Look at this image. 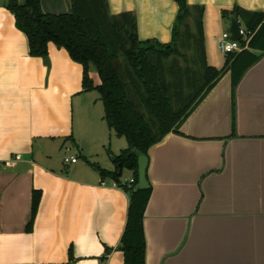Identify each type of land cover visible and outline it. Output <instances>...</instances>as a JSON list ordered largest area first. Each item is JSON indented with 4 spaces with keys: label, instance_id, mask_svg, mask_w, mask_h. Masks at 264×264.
<instances>
[{
    "label": "crops",
    "instance_id": "obj_1",
    "mask_svg": "<svg viewBox=\"0 0 264 264\" xmlns=\"http://www.w3.org/2000/svg\"><path fill=\"white\" fill-rule=\"evenodd\" d=\"M5 1L0 0V264H124L118 247L128 194L94 167L114 171L113 157L126 145L107 128L104 112L91 109L82 91L83 69L64 50L49 44L45 61L29 57ZM107 3L112 16L134 14L139 41L171 42L178 14L173 0ZM187 4L201 10L203 60L217 71L226 61L217 43L229 30L222 12H264V0ZM40 6L45 14H66L71 0H40ZM62 149L75 151L61 160ZM128 173L121 184L133 180ZM146 181L151 195L143 216L144 264H264V55L234 90L230 73H224L177 133L149 149ZM34 192L40 202L27 232Z\"/></svg>",
    "mask_w": 264,
    "mask_h": 264
},
{
    "label": "trees",
    "instance_id": "obj_2",
    "mask_svg": "<svg viewBox=\"0 0 264 264\" xmlns=\"http://www.w3.org/2000/svg\"><path fill=\"white\" fill-rule=\"evenodd\" d=\"M178 14L172 28L169 44L157 41H139L136 19L132 13L112 16L107 0H71V11L51 15L41 10L40 0H6L5 9L12 14L15 27L24 35L28 55L44 61L48 45L64 50L70 59L83 69L82 91H96L103 107V120L117 138L127 147L113 157L114 171L96 168L98 174L116 183L128 194L126 225L118 250L124 264H144L145 239L143 216L150 199L151 189H138V155L148 157L151 147L170 133H177L184 120L198 103L216 86L224 73L229 72L234 90L244 73L264 55V12L245 13L240 9L222 12L230 23L240 20L251 36L247 49L226 57L224 68L217 71L206 66L201 51V10L190 8L187 0H173ZM197 13L196 37L181 28ZM194 44L188 48L191 55L180 68L173 56L182 39ZM193 37V38H192ZM243 49L244 42L240 41ZM94 69L98 82L90 76ZM194 69V71H192ZM194 76L193 80L191 76ZM124 171L132 173V184H121ZM146 177V171H145ZM40 202V194L32 195L31 219L26 231L30 232Z\"/></svg>",
    "mask_w": 264,
    "mask_h": 264
},
{
    "label": "rangeland",
    "instance_id": "obj_3",
    "mask_svg": "<svg viewBox=\"0 0 264 264\" xmlns=\"http://www.w3.org/2000/svg\"><path fill=\"white\" fill-rule=\"evenodd\" d=\"M194 18H196V19L195 20L193 19V21L189 20L188 25L185 27V29L183 27L181 28V30H180L181 33L183 32L184 35H185L186 32H188L193 37L197 36L196 35V33L198 32V30H197V21H196L197 20V13L194 14ZM182 43L183 44L180 45V47L177 48V51H178L179 54L177 56H173L170 59L169 63H171V62L173 63L174 61H176L175 62L176 66H178L180 68L182 67L184 69V68L189 67V63L187 64V61L189 60V57H190L192 51L189 50L188 48H190L194 44V40L190 39V38H185L184 39V37H183ZM90 71H91L92 76H93V78H92V76H91V78L94 81L97 82L98 78H97V75H96L94 69H91ZM192 71H194V69ZM190 76H191V78L193 80L194 76H192V75H190ZM85 96L89 99V103L91 102L90 103L91 109H94V105H95V108L99 109V112H102V114H103V108H102V104H101V102L99 100V94L96 91H93V92H89ZM74 115H75V118H76V113ZM121 143H123L127 147V144H126L124 139H121ZM74 151L75 150H72L69 153H66V150L62 149L60 151L59 157L61 158V160H63V158L65 157V154H67V156H70V154H72ZM76 155L79 157L78 153H76ZM78 164L84 166L83 159L78 158ZM122 176H123L122 180H125V179L129 180L130 174L128 173V171H124Z\"/></svg>",
    "mask_w": 264,
    "mask_h": 264
},
{
    "label": "built area",
    "instance_id": "obj_4",
    "mask_svg": "<svg viewBox=\"0 0 264 264\" xmlns=\"http://www.w3.org/2000/svg\"><path fill=\"white\" fill-rule=\"evenodd\" d=\"M239 34L241 36V40L245 44V47H247V44L250 41L252 35H250L246 31H243L241 29L239 30ZM240 41L239 42L231 41L230 40V34L228 32H224V33H222L220 39L218 40V43H217L218 49H219L220 53L225 57H227L228 55H231V54L240 53L243 50V47L241 46ZM17 158H19V157H17ZM65 162L66 163H68V162L76 163V159L75 158H66ZM132 183H133V180H131L130 183H127V184L129 185ZM123 184H126V183H123Z\"/></svg>",
    "mask_w": 264,
    "mask_h": 264
},
{
    "label": "water",
    "instance_id": "obj_5",
    "mask_svg": "<svg viewBox=\"0 0 264 264\" xmlns=\"http://www.w3.org/2000/svg\"><path fill=\"white\" fill-rule=\"evenodd\" d=\"M239 24L235 18H232L229 23L228 33L230 34V40L233 42H239L241 36L239 34ZM147 165V158L144 155H138L137 158V171H138V189L145 190L148 188V183L145 177Z\"/></svg>",
    "mask_w": 264,
    "mask_h": 264
}]
</instances>
